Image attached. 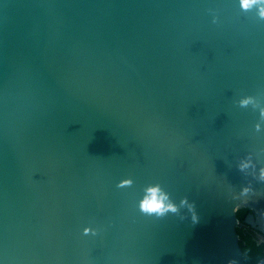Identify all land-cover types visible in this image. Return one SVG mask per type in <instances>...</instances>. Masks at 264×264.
I'll return each mask as SVG.
<instances>
[{"label":"water","instance_id":"obj_1","mask_svg":"<svg viewBox=\"0 0 264 264\" xmlns=\"http://www.w3.org/2000/svg\"><path fill=\"white\" fill-rule=\"evenodd\" d=\"M261 10L0 0V264H245L238 210L264 234ZM154 183L199 221L141 213Z\"/></svg>","mask_w":264,"mask_h":264},{"label":"clouds","instance_id":"obj_2","mask_svg":"<svg viewBox=\"0 0 264 264\" xmlns=\"http://www.w3.org/2000/svg\"><path fill=\"white\" fill-rule=\"evenodd\" d=\"M255 2V0H240V6L243 10H248L251 3ZM259 18L264 20V10H261L259 13ZM214 23L217 22L215 19ZM249 98L242 99L241 105H247ZM264 116V113H262ZM259 128V124L257 125ZM242 170V167H241ZM260 182H264V167L261 168V176ZM134 184V180L131 178H126L120 181L117 185L118 188H130ZM249 192H254V189L249 185L243 187L241 194L247 196ZM139 210L146 216H155L157 218L166 217L168 214L179 215L181 208H187L188 211L192 214L191 218L193 223H197L199 221V216L196 213L195 203H190L188 198H183L179 204H177L171 193L168 192L160 183L149 184L143 189L142 198L139 200L138 204ZM83 234L85 236L88 235H98V230L92 227H86L83 230ZM229 264H235V261H229ZM261 264H264V261H261Z\"/></svg>","mask_w":264,"mask_h":264},{"label":"trees","instance_id":"obj_3","mask_svg":"<svg viewBox=\"0 0 264 264\" xmlns=\"http://www.w3.org/2000/svg\"><path fill=\"white\" fill-rule=\"evenodd\" d=\"M249 209L242 208L238 210L239 226L238 233L240 235V244L243 249L245 264H255L264 257V240H260L256 232L245 223V217Z\"/></svg>","mask_w":264,"mask_h":264},{"label":"flooded vegetation","instance_id":"obj_4","mask_svg":"<svg viewBox=\"0 0 264 264\" xmlns=\"http://www.w3.org/2000/svg\"><path fill=\"white\" fill-rule=\"evenodd\" d=\"M251 212V210L249 209V212L248 214ZM252 229V228H251ZM254 230V229H253ZM256 232V235L257 237L260 239V240H264V234L260 233L259 231L257 230H254Z\"/></svg>","mask_w":264,"mask_h":264}]
</instances>
